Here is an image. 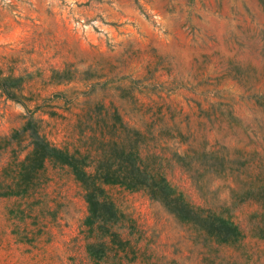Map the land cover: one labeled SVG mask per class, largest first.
<instances>
[{"label": "rangeland", "instance_id": "1", "mask_svg": "<svg viewBox=\"0 0 264 264\" xmlns=\"http://www.w3.org/2000/svg\"><path fill=\"white\" fill-rule=\"evenodd\" d=\"M29 121L91 163L102 136L139 132L190 205L242 238L116 185L117 238L90 231L68 167L20 180ZM0 264H264V0H0Z\"/></svg>", "mask_w": 264, "mask_h": 264}, {"label": "trees", "instance_id": "2", "mask_svg": "<svg viewBox=\"0 0 264 264\" xmlns=\"http://www.w3.org/2000/svg\"><path fill=\"white\" fill-rule=\"evenodd\" d=\"M22 130L29 132L32 151L22 164L20 180L27 181L30 171L43 170L47 162L54 166L68 167L83 188L88 205L84 225L90 231L97 230L101 236L117 238V234L107 228L110 223L107 216H115L116 211L104 190L107 185H116L129 192L147 193L150 200L159 203L178 221L196 225L201 232L220 244H232L242 238L238 227L229 219L204 214L190 205L184 195L170 183L161 165L157 163L155 154H142L145 148L141 146L140 133L137 131L133 142L120 137L105 141L102 136V147H98L100 154L91 163L88 162V154L84 155L79 150L70 152L50 143L31 121ZM92 248L90 246L88 250L93 256Z\"/></svg>", "mask_w": 264, "mask_h": 264}]
</instances>
